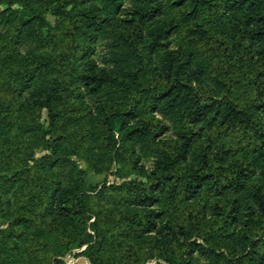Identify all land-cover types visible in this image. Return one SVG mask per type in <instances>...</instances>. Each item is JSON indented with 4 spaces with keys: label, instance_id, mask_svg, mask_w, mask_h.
<instances>
[{
    "label": "trees",
    "instance_id": "obj_1",
    "mask_svg": "<svg viewBox=\"0 0 264 264\" xmlns=\"http://www.w3.org/2000/svg\"><path fill=\"white\" fill-rule=\"evenodd\" d=\"M124 1L0 0V127L22 116L40 133L21 151L0 133V256L64 264L76 245L90 264H264V0ZM106 28L111 66L94 57ZM95 146L115 177L100 187Z\"/></svg>",
    "mask_w": 264,
    "mask_h": 264
},
{
    "label": "rangeland",
    "instance_id": "obj_2",
    "mask_svg": "<svg viewBox=\"0 0 264 264\" xmlns=\"http://www.w3.org/2000/svg\"><path fill=\"white\" fill-rule=\"evenodd\" d=\"M132 1L131 0H125L124 1V5L126 7L131 6ZM49 20L51 21L53 26H57V21L56 18L53 16H48ZM109 28H106L105 30L101 31L98 34L97 37V42H96V51L94 54L95 59L97 60V62L102 65V66H111V64L107 63V58L109 56V49H108V43L110 41L109 38ZM172 45L173 46H182L183 48H185L187 46V44L181 39V37L179 36V34H174L172 35ZM197 51V57L195 59L194 62H197L199 60L204 61L207 64V78L209 76H211V74L216 73L215 70V63H214V58L211 54H209L208 52L203 51L202 49H198L196 48ZM210 78V77H209ZM208 78V79H209ZM238 99V98H237ZM75 102L80 103L81 101L78 100L77 98L74 99ZM85 103H89L90 105L93 102V99L90 97H86L84 100ZM238 102L242 105L244 104H248L249 99L247 98H243V97H239ZM163 120L165 122H167L170 125V130L165 134L166 137H174L176 135V133L180 130V127H178L174 122H172L171 120H169L168 118H163ZM23 122L24 120L22 119V116H19L17 119H15L13 124L8 125L9 129H7V126H2L0 127V133L2 134L1 136H5L6 138L10 139H15L17 140V144L16 147H18V149L21 151L22 148H35L38 146V144L40 143V133L37 132H26L23 129ZM5 128V129H4ZM70 142V141H69ZM93 155H94V159H95V163L97 164V166L100 168L99 170L96 171H89L87 178H88V182L90 184L93 185H98L99 187L104 183V182H113L115 180V177L113 174H111V170L107 171L106 167L107 164H105L99 155V149L95 146V148L93 149ZM137 152L139 153L141 160L143 162V164L147 167V168H151L153 166L154 160H155V153L153 151V147L151 145H137ZM61 153L63 155H67L66 151H61ZM240 156H245L248 157L247 152L243 151L241 153H239ZM71 159L74 160L79 167L81 168H87V163L82 160L79 159L76 156H71ZM72 166V164H71ZM70 165H60L56 168V171L62 176L64 183L66 184L68 182V177H67V172L69 171V169L71 168ZM256 173H255V178L260 177L259 174V166L258 164H256ZM14 190H12L7 196L10 198L12 205H11V210L14 211L17 208V204H16V195L14 194ZM241 201L245 200V195H240L239 196ZM106 205V203H104ZM103 204V205H104ZM173 218H175L174 214H173V210L171 208L167 209V213L165 216V219H171L174 220ZM240 219L242 220V217H240ZM177 220V219H176ZM3 218L0 217V228H3ZM110 220H108L107 222L105 221L104 225H108L110 224ZM240 223H238V226H240ZM91 230V229H89ZM136 241V240H135ZM134 239L131 238H127L125 240V247L120 248V249H112L111 252L114 254L115 259L118 261L120 259L123 258L124 252H125V248H128L133 242H135ZM23 240H19L17 241L16 245L18 246V254L19 256H23V254H25L23 252ZM85 249V246L80 248L77 247L76 245H72L69 247L67 253L64 256H61L60 259H62L64 261V264H90L87 257L79 254L81 251H83ZM10 256H13V253H10ZM9 256V257H10ZM30 262L29 259H25L23 264H28ZM8 262L6 260H3V258L0 256V264H7ZM208 263V260L206 258H204L203 256L200 255H195L193 264H206ZM147 264H152V263H147Z\"/></svg>",
    "mask_w": 264,
    "mask_h": 264
}]
</instances>
